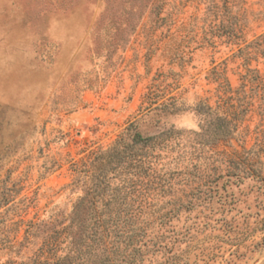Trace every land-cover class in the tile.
<instances>
[{
    "label": "rangeland",
    "instance_id": "obj_1",
    "mask_svg": "<svg viewBox=\"0 0 264 264\" xmlns=\"http://www.w3.org/2000/svg\"><path fill=\"white\" fill-rule=\"evenodd\" d=\"M136 2L0 0V264L68 223L73 164L130 123L164 136L131 264H264V0Z\"/></svg>",
    "mask_w": 264,
    "mask_h": 264
},
{
    "label": "trees",
    "instance_id": "obj_2",
    "mask_svg": "<svg viewBox=\"0 0 264 264\" xmlns=\"http://www.w3.org/2000/svg\"><path fill=\"white\" fill-rule=\"evenodd\" d=\"M148 2L137 0L133 11ZM163 137L144 136L130 123L108 148L74 163L72 187L80 194L68 223L56 228L47 223L45 227L51 234L45 235L39 253L23 264H131L142 259V252L131 247L130 236L123 234L125 238L120 241L119 234L141 231L134 202L142 197L145 178L159 156L148 149L159 147Z\"/></svg>",
    "mask_w": 264,
    "mask_h": 264
}]
</instances>
